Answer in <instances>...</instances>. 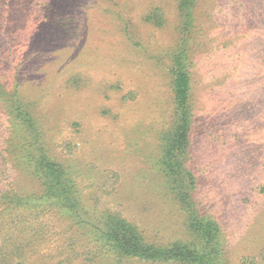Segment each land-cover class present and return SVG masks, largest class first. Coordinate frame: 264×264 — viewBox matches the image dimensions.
Listing matches in <instances>:
<instances>
[{"label": "rangeland", "instance_id": "1", "mask_svg": "<svg viewBox=\"0 0 264 264\" xmlns=\"http://www.w3.org/2000/svg\"><path fill=\"white\" fill-rule=\"evenodd\" d=\"M70 1L76 4L59 15L60 29L46 24L38 37L29 24L6 33L10 43L0 36V79L9 90L21 84L40 143L67 167L91 213L118 214L150 242L187 241L186 216L156 165L159 130L171 111L159 59L179 37L177 0H90L88 14L86 0ZM240 1L199 0L195 12L192 168L200 208L219 222L229 264H264V0ZM117 4L128 36L116 24ZM109 6L114 11L105 12ZM152 6L166 14L164 27L144 21ZM16 123L0 97V154L14 186L30 193L38 183L10 148L22 138ZM59 231L58 240L68 239ZM88 239L80 242L91 253Z\"/></svg>", "mask_w": 264, "mask_h": 264}, {"label": "trees", "instance_id": "2", "mask_svg": "<svg viewBox=\"0 0 264 264\" xmlns=\"http://www.w3.org/2000/svg\"><path fill=\"white\" fill-rule=\"evenodd\" d=\"M89 1L81 3L86 14L93 8ZM240 2L246 4L245 0ZM74 4L68 0H0V36L10 43L6 33L24 27L32 29L31 24L35 34L42 37L40 32L46 24L60 29L59 15L68 7L73 9ZM198 5L199 0H177L179 37L172 48L161 51L159 59L169 78L171 111L159 130L156 165L172 201L186 216L189 239L166 244L150 242L118 214L91 213L92 206H87L67 167L40 143L36 117L28 109L30 99L21 92V84L15 79V87L9 90L0 79V97L17 122L16 132L22 136L21 141L18 137L17 142L13 140L10 148L22 153V173L35 180L39 188L30 193L17 189L11 181V171L5 168L7 159L0 154V264H99L106 258L113 264H122L124 259L150 264H229L219 222L200 208L198 173L192 168L194 139L199 133L193 80ZM108 8L105 12L114 11ZM117 8L116 24L128 36L129 21L122 15L123 5L117 4ZM144 21L162 28L167 18L161 7L152 6ZM58 231L65 232L68 239L58 240ZM85 236L90 237L89 244H94L91 253L80 242ZM77 243L83 251L75 248Z\"/></svg>", "mask_w": 264, "mask_h": 264}]
</instances>
